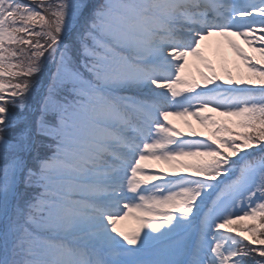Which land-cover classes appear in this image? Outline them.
Masks as SVG:
<instances>
[{
	"label": "snow or ice",
	"instance_id": "obj_1",
	"mask_svg": "<svg viewBox=\"0 0 264 264\" xmlns=\"http://www.w3.org/2000/svg\"><path fill=\"white\" fill-rule=\"evenodd\" d=\"M0 264H264V0H0Z\"/></svg>",
	"mask_w": 264,
	"mask_h": 264
},
{
	"label": "rangeland",
	"instance_id": "obj_2",
	"mask_svg": "<svg viewBox=\"0 0 264 264\" xmlns=\"http://www.w3.org/2000/svg\"><path fill=\"white\" fill-rule=\"evenodd\" d=\"M232 39L237 44H239L242 48H244L245 52H247L250 56L253 57L254 63L260 61L261 59L260 56L257 53H254L251 48H248L246 45H244L243 40L241 38L232 37ZM202 50L204 52V55L212 62L215 72L217 73V75L221 77V79L225 78L226 72H231L233 77H236L238 75L246 77V78L251 77V74L244 67V64L239 60V58L236 57L235 54L231 51V49L228 47L223 37H218V36L210 37L209 40L206 41L204 45L202 46ZM197 69H199V71H203L207 75H210L208 70L203 67L200 61L196 60L193 57H189L188 67L185 69V74L187 76L195 78L196 82L201 84L203 83V81L201 80ZM251 78L256 79L255 77H251ZM173 121L175 125H177V128L179 129L180 132L183 131L186 133H190V132L195 131L197 133H202L203 134L202 137H207L211 131V128L209 126L198 123L192 117L187 116L182 119L181 118L174 119ZM235 130L242 131L243 129H235ZM153 166L156 168L163 169L156 162L153 163ZM166 170L169 171L168 168ZM168 171H165V172H168ZM183 173H184L183 175L190 174L186 171H184ZM131 220L132 219L122 222L121 228H123L126 231L133 230L132 223L133 222L136 223V222L133 220L132 222ZM239 223L244 226H253L254 224V222L250 220L240 221Z\"/></svg>",
	"mask_w": 264,
	"mask_h": 264
},
{
	"label": "bare ground",
	"instance_id": "obj_3",
	"mask_svg": "<svg viewBox=\"0 0 264 264\" xmlns=\"http://www.w3.org/2000/svg\"><path fill=\"white\" fill-rule=\"evenodd\" d=\"M184 173L183 172H178L177 175H183Z\"/></svg>",
	"mask_w": 264,
	"mask_h": 264
},
{
	"label": "trees",
	"instance_id": "obj_4",
	"mask_svg": "<svg viewBox=\"0 0 264 264\" xmlns=\"http://www.w3.org/2000/svg\"><path fill=\"white\" fill-rule=\"evenodd\" d=\"M243 131V130H242Z\"/></svg>",
	"mask_w": 264,
	"mask_h": 264
}]
</instances>
